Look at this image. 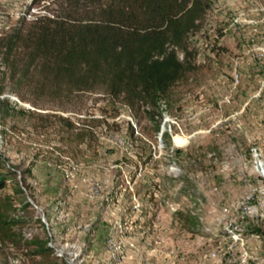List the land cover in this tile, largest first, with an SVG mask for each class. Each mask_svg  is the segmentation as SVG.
Masks as SVG:
<instances>
[{
	"label": "rangeland",
	"instance_id": "1",
	"mask_svg": "<svg viewBox=\"0 0 264 264\" xmlns=\"http://www.w3.org/2000/svg\"><path fill=\"white\" fill-rule=\"evenodd\" d=\"M205 2L187 38L195 68L154 108L35 93L0 48V98L16 110L0 117V171L16 166L23 238L64 264H264V0ZM66 7L0 0V37ZM52 115L87 129L83 142ZM36 260L0 245V264Z\"/></svg>",
	"mask_w": 264,
	"mask_h": 264
},
{
	"label": "trees",
	"instance_id": "2",
	"mask_svg": "<svg viewBox=\"0 0 264 264\" xmlns=\"http://www.w3.org/2000/svg\"><path fill=\"white\" fill-rule=\"evenodd\" d=\"M64 1L63 15L35 18L24 29L0 37L11 76L25 80L31 91L57 99L98 90L130 109L154 108L194 70L187 38L199 27L208 6L205 0ZM10 112L16 110L0 98V117ZM52 116L65 132L77 129L73 133L77 143L83 142L87 129L66 117ZM15 169L7 164L0 171V191L7 183L13 191L0 192V245L24 249L29 258L37 257L35 264H64L52 255L46 240L20 234L25 220L15 202L21 203L20 208L27 202Z\"/></svg>",
	"mask_w": 264,
	"mask_h": 264
}]
</instances>
